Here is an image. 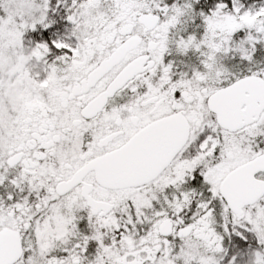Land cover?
I'll list each match as a JSON object with an SVG mask.
<instances>
[{
    "label": "flooded vegetation",
    "instance_id": "obj_1",
    "mask_svg": "<svg viewBox=\"0 0 264 264\" xmlns=\"http://www.w3.org/2000/svg\"><path fill=\"white\" fill-rule=\"evenodd\" d=\"M232 2L192 0L183 23L162 1L98 0L70 24L67 52L57 44L66 30L56 12L23 30L28 55L41 48L34 85L22 91L29 101L21 115L11 107L0 138V233L15 234L22 249L13 264H264V193L237 210L223 193L232 171L264 157V149L232 150L244 143L236 134L264 111L230 131L209 106L240 78H264L238 71L230 59L236 48L227 46L235 34L221 38L208 21L213 5L223 13ZM111 58L112 67L84 87ZM115 160L128 183L103 181L100 169L112 171ZM156 167L147 181L130 178ZM253 178L264 183V169Z\"/></svg>",
    "mask_w": 264,
    "mask_h": 264
},
{
    "label": "rangeland",
    "instance_id": "obj_2",
    "mask_svg": "<svg viewBox=\"0 0 264 264\" xmlns=\"http://www.w3.org/2000/svg\"><path fill=\"white\" fill-rule=\"evenodd\" d=\"M96 1L98 0H0V138L5 134L6 125L12 121V116L9 114L11 107H17L18 115L23 114L22 109L29 101L25 98L27 96L25 90L34 85L35 79L32 73L39 70L34 58L41 44L36 49H32L28 55L24 50L26 46L24 38L21 37L23 30L34 29L37 23L43 24L49 21L56 12L55 23H61L63 20L61 24L66 30L64 38L61 37L57 44L67 52L73 49V40H71L73 29L70 24L78 22L81 14ZM154 1H162L163 6L171 13H175L183 23L189 22L192 18V0ZM64 2L68 4L64 5ZM248 2V0H233L231 9L223 13L220 12L222 4L217 3L213 5L215 13L211 14L208 20L214 24L211 26L212 29H222L221 38L235 34L233 38L230 37L231 42H234L232 44L230 42L227 46L231 49L236 48L234 49L236 53L230 59L240 63L241 67L239 66L238 71L241 74L264 72V0L258 3L254 0ZM231 18H235L241 26L236 28ZM83 29L84 27L82 31ZM184 39V45L187 46L190 37L185 35ZM14 100H17V103ZM236 136L237 144L244 143L240 146L234 145L232 150L237 153L235 152L233 156L239 154L245 156L255 149H264V114L257 123L240 130ZM250 136L253 137L245 143L246 137Z\"/></svg>",
    "mask_w": 264,
    "mask_h": 264
},
{
    "label": "water",
    "instance_id": "obj_3",
    "mask_svg": "<svg viewBox=\"0 0 264 264\" xmlns=\"http://www.w3.org/2000/svg\"><path fill=\"white\" fill-rule=\"evenodd\" d=\"M115 61L111 58V60L103 62L91 73L88 82L83 81V86L87 88L88 85L94 84L112 67ZM132 70L133 68L122 74L92 106L98 108L105 103L108 97L112 96L130 76ZM209 106L217 115L219 124L227 130L237 131L254 123L264 111V78L258 75L240 78L214 93L209 99ZM123 151L121 149L115 154L121 157ZM117 161H112L115 168L110 172L105 168L100 169L99 173L104 182L128 183V180L124 179L123 173L118 174L123 169V164L121 160ZM165 161L162 159V165H165ZM153 164L151 166L155 167ZM157 167L151 173H132L130 178H134L140 183L147 181L156 175ZM260 169H264V157L235 169L226 177L223 183V193L231 208L237 210L240 208L239 205L252 203L264 193V183L253 178L254 172ZM112 174L116 179H108V176ZM21 252L19 238L15 234L10 231L0 233V264H13L20 257Z\"/></svg>",
    "mask_w": 264,
    "mask_h": 264
},
{
    "label": "trees",
    "instance_id": "obj_4",
    "mask_svg": "<svg viewBox=\"0 0 264 264\" xmlns=\"http://www.w3.org/2000/svg\"><path fill=\"white\" fill-rule=\"evenodd\" d=\"M254 1H256L255 3H258V2H261L262 0H254Z\"/></svg>",
    "mask_w": 264,
    "mask_h": 264
}]
</instances>
